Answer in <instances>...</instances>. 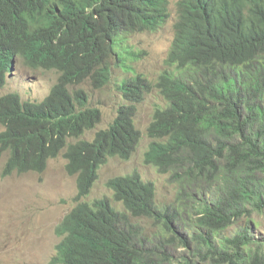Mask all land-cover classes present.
Instances as JSON below:
<instances>
[{
    "label": "trees",
    "instance_id": "obj_1",
    "mask_svg": "<svg viewBox=\"0 0 264 264\" xmlns=\"http://www.w3.org/2000/svg\"><path fill=\"white\" fill-rule=\"evenodd\" d=\"M66 1H58L62 8L59 11L53 5V0H0V32L9 30L14 37L12 43L0 53L1 80H4L7 66L11 64L15 53L22 54L32 64L59 67L70 83L84 80L93 73L98 61L96 54L91 52L93 48L88 45L93 35H86L88 38L82 44L83 51L71 47L75 44L72 39L86 33L87 22L84 23L82 16L74 20L71 9L73 3ZM114 2L80 0L83 5L95 3L97 8L103 10L102 27L108 26L110 22L116 25L121 19L120 11L112 8ZM246 4L247 0H236L227 11L225 7L217 12L203 10L195 21L197 39L214 35L210 46L211 49H218L215 59L221 63L220 66L205 68L206 71L197 73L191 82L172 78L162 82L167 92L171 90L173 95L184 94L197 103L199 114L212 111L221 123L225 137L230 132H237L243 142L218 145L217 153L229 159L225 171L226 174H232L228 177L230 185L221 191L222 196L213 206L205 207L202 216L192 224L199 230L190 239L181 240L185 246L195 244L199 253L204 250L202 246H206L204 259L186 256L178 264H264V255L259 249L254 251L251 245L248 228L220 242L214 240V234L229 228L236 219L248 212L247 203L254 200L257 206H264V194L255 192L254 178L257 171L264 174V64H258L260 50L264 52V13L252 11L246 14L243 11ZM37 5H40L37 12H45V15L41 21V31L33 34L22 17L34 25L36 17L33 9ZM192 20L193 11L186 15L187 22ZM186 62L184 60V64ZM242 66L246 70L251 69V73L247 84L239 88V81L244 83L245 79H239L234 71L223 70L237 71ZM66 83L67 80L61 78L55 89V99L51 96L41 103L26 102L22 105L13 95L0 101V121L6 126L0 133V145L11 149L21 159V169H37L46 163L53 138L65 128V124L57 120V112L69 115L75 108L74 99H87L83 92H71V95ZM139 87V84H133L127 90L137 94ZM144 87L148 89L147 85ZM211 101L223 107L221 114L215 104L208 106ZM179 112L181 117L173 127L178 128L181 134L188 135L195 130V124L189 120L183 108ZM246 112L249 114L244 117ZM157 114L164 125L172 118L167 111L158 110ZM121 144L122 141L112 138L103 146L106 150H115ZM203 148V145L195 147L199 152V163H206L209 157L208 150L204 151ZM213 171L214 174L219 173V168L215 167ZM156 211L153 201L144 200L139 201L135 213L138 216H154L166 228H170V220ZM74 217L68 222L70 228L76 225L77 219L85 222L77 224L71 231L69 240L78 250L76 256L69 257V264H139V261H145L142 249L135 250L132 246V231L118 226L119 220L103 208L90 210L91 227L86 222L89 220L86 209H79ZM66 246L61 248L62 257L66 254Z\"/></svg>",
    "mask_w": 264,
    "mask_h": 264
},
{
    "label": "clouds",
    "instance_id": "obj_2",
    "mask_svg": "<svg viewBox=\"0 0 264 264\" xmlns=\"http://www.w3.org/2000/svg\"><path fill=\"white\" fill-rule=\"evenodd\" d=\"M58 1L60 0H53V5L61 11L62 8L59 7ZM172 1L115 0L112 8L120 11L121 19L116 25L110 22L108 26L102 27L101 15L103 10L97 8L95 3L83 5L80 0L75 2L67 0V3H73L71 9L74 20L82 16L85 20L84 23L87 22L86 33L72 39L75 44L71 47L83 51L82 44L88 38L86 35H93L88 42V45L93 48L91 52L95 53L98 58L93 73L84 80H74L70 83L59 67L48 68L46 65L32 64L22 54L15 53L12 56L11 64L7 66L4 80L0 79L2 81L0 90H2L5 88L8 78L16 74L17 62L18 59H21L25 67L34 69V71H53L58 74L57 81L48 95L40 101L24 100L17 92L0 96V101L11 95L16 96L22 105L26 102L41 103L51 96L55 99V89L58 87L61 78L67 80L65 86L70 93L83 92L87 96L86 100L74 99L75 108L71 114L66 115L57 112L56 118L65 124V128L53 138L46 163L42 164L41 167L37 169L24 167L21 169V159H18L11 149L0 145V162H3V176L13 175L14 173L36 172L44 180L50 167L49 162L62 156L66 160V163H64L66 176L75 181L76 194L69 199L71 208L67 207L65 214L56 221H53L49 215L42 216L44 221L55 225L54 233L57 237H60V241L55 245L56 254L51 258L49 264H69V257L77 255L78 248L69 238L73 228L85 221L77 219L76 225L72 228L68 226V222L75 219L74 214L79 209L88 211L89 220L86 222L91 227L90 210L96 211L103 208L113 218L119 220L118 226L126 231H132L131 243L137 250L141 249V243L139 242L140 230L137 225H134V220L151 218L156 223L164 226L154 216L136 215V207L139 201H153L157 209L156 213L171 222L170 228L165 226L164 228L173 236H176L177 230L174 225L180 220L182 214L190 213L196 209L197 216L193 220L194 223L202 216L206 206H213L222 196L221 188H218V185L221 174L223 172L226 174L225 168L229 159L228 156L221 157L217 153V147L218 145H224L225 142L231 144L243 143L240 134L230 132V135L225 137L222 134V125L212 111L199 114L197 103L192 102L184 94L173 95L171 90L167 92L163 88L162 82L164 79L169 78L191 82L197 73L206 71L205 68L220 66L221 63L215 59L218 49H211L210 46L214 35L197 39L195 21L198 14L202 13L203 10L217 12L221 7L227 8L226 11L230 10L236 0H174V37L168 56L165 58V69L159 78L152 83L129 63L134 57V52L129 47V38L133 34L154 33L163 28L172 19ZM39 7L40 5H37L33 9L36 17L34 25H30L26 17H22L33 34H38L41 31V21L45 15V12H37ZM191 11H193V20L187 22L186 15ZM243 11L246 14H250L252 11L263 14L264 0H247ZM13 38L9 30L0 32L1 54L12 43ZM46 52L51 53L50 51ZM259 57L258 64H264V52L261 53V50ZM184 60L187 61L186 64H184ZM114 70L121 72L117 85L123 101L117 106L115 114L108 122L107 127L94 131L101 123L104 114L99 107L89 105L90 94L88 90L84 88L75 89L74 87L89 81L94 88L101 89L112 80ZM223 71H234L235 76L239 79H245L244 83L239 81V88L247 84V79L249 81L251 73V69L246 70L245 66L239 67L237 71ZM133 84L140 85L137 94H132L127 90V87ZM144 85H147L148 89ZM154 89L161 92L167 105L157 107L148 127L142 129L137 124L138 106L144 102L146 95H150ZM214 104L218 107L219 114H221L223 107L218 102L211 101L208 106L212 107ZM181 108L186 111L189 120H193L195 124V130L188 135L181 134L178 128L173 127L181 117L179 112ZM158 110L170 113L172 118L169 123L164 125L160 122L157 114ZM248 114L246 112L244 117ZM0 125L3 127L1 133L6 129V126L1 121ZM89 133H93L92 139L85 138V135ZM234 136H238L240 139H234ZM112 138L122 141V144L115 150L104 149L103 143H108ZM145 139H147V145L142 152V164L156 169L160 175H170L171 181L177 183L178 191L191 201L186 209L170 206L159 207L156 199L158 189L156 181L145 180L138 169L106 177V167L111 160L115 162L113 163L115 166L131 161L141 150ZM197 145H203L204 151L208 150L209 157L206 163H199V152L195 149ZM215 167L219 168V173L214 174L213 169ZM101 183L106 184L107 193L94 200H89L96 185ZM203 184L212 185V188L215 189L212 200L199 198V193L207 190V187H200ZM56 200L62 205L66 204L58 198ZM66 244V254L62 257L61 248ZM143 263L139 261V264Z\"/></svg>",
    "mask_w": 264,
    "mask_h": 264
},
{
    "label": "rangeland",
    "instance_id": "obj_3",
    "mask_svg": "<svg viewBox=\"0 0 264 264\" xmlns=\"http://www.w3.org/2000/svg\"><path fill=\"white\" fill-rule=\"evenodd\" d=\"M174 17L173 0L172 19L163 28L154 33L133 34L129 38V47L134 52V57L129 63L152 83L165 69V58L168 56L174 37ZM16 68V74L8 78L5 88L0 90V96L17 92L24 100L40 101L48 95L58 78V74L53 71H34V69L25 67L21 59H18ZM120 77L121 72L114 70L112 80L101 89L94 88L89 81L74 87L88 90L89 105L99 107L104 114L101 123L94 131L107 127L117 106L123 101L117 85ZM166 105L158 89L146 95L144 102L138 106L136 115L139 127L147 128L155 109ZM2 129L0 125V131ZM92 134H86L85 138L92 139ZM233 138L240 139L238 136ZM146 145L147 139L143 141L141 150L129 162L115 166L113 164L115 162L111 160L106 167V177L138 169L145 180L156 181L158 188L156 199L159 207L170 206L186 209L191 201L178 191V185L171 181L170 175H160L156 169L142 164V152ZM49 163V170L45 179L42 180L36 172L3 176V162H0V264H49L56 254L55 245L60 241V237L54 233L55 225L44 221L42 216L49 215L53 221L62 217L67 207L71 208L69 199L75 196L76 187L74 179L67 177L64 172V163H66L64 157L60 156ZM256 173L258 174H254L255 192L264 194V174L260 171ZM221 175L218 185V188H221L220 191L230 185L228 177L232 174L227 175L223 172ZM261 182H263L262 185H260ZM200 187H207V190L199 193V198L212 200L215 193L212 185L203 184ZM253 188L250 187V189ZM106 190V184H97L89 200L104 195L107 193ZM56 198L61 202H66L65 206L58 203ZM246 207L248 212L236 219L229 228L214 234V240L220 242L248 228L254 251L259 249L264 255V206H257L252 200L246 204ZM195 211L196 209L181 215L180 220L174 225L177 230L176 236L151 218H140L133 221L140 230L139 242L142 258L145 259L143 264L149 262L177 264L186 256L199 260L204 259V254L207 252L206 246H202L204 250L199 253L195 244L185 246L181 241V239H190V236L199 230L198 227H192L193 220L197 216Z\"/></svg>",
    "mask_w": 264,
    "mask_h": 264
}]
</instances>
